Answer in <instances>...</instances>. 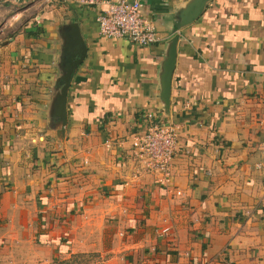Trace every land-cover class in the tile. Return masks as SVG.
<instances>
[{
  "label": "crops",
  "instance_id": "obj_1",
  "mask_svg": "<svg viewBox=\"0 0 264 264\" xmlns=\"http://www.w3.org/2000/svg\"><path fill=\"white\" fill-rule=\"evenodd\" d=\"M140 1L147 46L0 0V264H264V0ZM150 110L166 186L115 142Z\"/></svg>",
  "mask_w": 264,
  "mask_h": 264
},
{
  "label": "built area",
  "instance_id": "obj_2",
  "mask_svg": "<svg viewBox=\"0 0 264 264\" xmlns=\"http://www.w3.org/2000/svg\"><path fill=\"white\" fill-rule=\"evenodd\" d=\"M59 3L62 0H46ZM84 3L100 2L103 12L97 16L99 32L112 39H125L132 43L147 46L160 39L155 28L142 16L140 0H76ZM118 146L129 143L126 154L146 171H158L157 182L170 184L173 177L172 166L181 151L177 137V125L164 122L154 111H147L140 121L126 133L116 139ZM106 143L111 144V139Z\"/></svg>",
  "mask_w": 264,
  "mask_h": 264
},
{
  "label": "water",
  "instance_id": "obj_3",
  "mask_svg": "<svg viewBox=\"0 0 264 264\" xmlns=\"http://www.w3.org/2000/svg\"><path fill=\"white\" fill-rule=\"evenodd\" d=\"M65 96H66V94L63 95V100H62V102H61V107H62V108H63V106H64Z\"/></svg>",
  "mask_w": 264,
  "mask_h": 264
}]
</instances>
